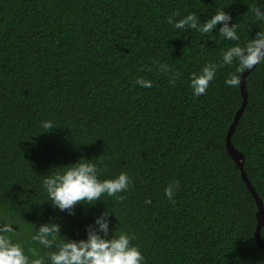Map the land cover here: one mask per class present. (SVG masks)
<instances>
[{"label": "trees", "instance_id": "trees-1", "mask_svg": "<svg viewBox=\"0 0 264 264\" xmlns=\"http://www.w3.org/2000/svg\"><path fill=\"white\" fill-rule=\"evenodd\" d=\"M257 7L264 0H0V227L14 229L6 235L46 264L61 242L93 231L129 233L144 264H264L258 206L226 147L244 98L240 82L225 79L245 70L222 63L228 47L264 32ZM222 9L239 40L224 39L220 23L209 33L192 21L174 27L189 14L203 25ZM210 63L215 78L194 96L192 74ZM246 87L232 142L264 201V62ZM81 159L101 179L127 172L128 190L54 207L44 177ZM177 183L169 200L164 189ZM43 223L59 227L48 248L31 239Z\"/></svg>", "mask_w": 264, "mask_h": 264}, {"label": "clouds", "instance_id": "clouds-1", "mask_svg": "<svg viewBox=\"0 0 264 264\" xmlns=\"http://www.w3.org/2000/svg\"><path fill=\"white\" fill-rule=\"evenodd\" d=\"M256 17L264 19V11L258 7L254 9ZM231 15L223 9L215 12L203 25L195 23V16L189 14L184 19L176 21L174 27L183 28L192 21L191 27L198 28L202 33H209L218 23L221 24L219 33L226 40H239L237 24L229 25ZM171 22V18H169ZM238 62L236 73L251 69L254 65L264 62V32H258L255 38L242 47L235 44L228 47L222 53V63L231 65ZM218 65L206 64L198 74L193 73L190 80V88L194 96L206 93L210 82L215 78ZM239 75L232 73L225 79V84L235 87L239 84ZM136 83L142 87H151L152 81L137 78ZM51 121H43L42 127L51 130ZM130 185V177L127 172L101 179L98 175L97 164L81 159L75 164L66 165L62 171L53 172L43 179V188L54 207L60 210L70 209L76 203L84 201L92 203L102 195L116 196L118 193L127 191ZM177 184H170L164 189L169 200H172ZM122 198V197H120ZM151 199L145 200L151 204ZM99 229L107 233L108 222L97 218ZM14 232L10 224L5 223L0 227V264H46L45 258L40 256L35 248L28 249L14 242L7 233ZM58 225L43 223L39 226L33 241L48 248L57 239ZM134 237L123 231H116L111 239H106L98 232H90L87 239L79 241L69 240L59 244L56 251L47 253L48 264H144V256L141 249L131 243ZM31 253V257L27 254Z\"/></svg>", "mask_w": 264, "mask_h": 264}, {"label": "water", "instance_id": "water-1", "mask_svg": "<svg viewBox=\"0 0 264 264\" xmlns=\"http://www.w3.org/2000/svg\"><path fill=\"white\" fill-rule=\"evenodd\" d=\"M256 65L253 66V68L251 69H246L241 76V80H240V89L242 91L243 94V103L241 105V107L239 108V110L237 111L234 121L230 126V129L228 131L227 137H226V147H227V151L228 153L233 157V159L239 164V168L241 171V176L243 178V180L245 181L246 185L248 186L249 190L252 192L257 206H258V210L256 213L257 216V220H258V224L255 230V236L257 241L259 242V244L264 248V239L262 237L261 231L262 228L264 226V201L263 199L258 195L255 187L253 186L251 180L249 179L247 173L244 170V165H243V159H244V154L239 151L235 145L232 142V136L233 133L235 131L236 125L238 124L242 113L245 110V107L247 105V100H248V94H247V87H246V77L247 75L255 68Z\"/></svg>", "mask_w": 264, "mask_h": 264}]
</instances>
